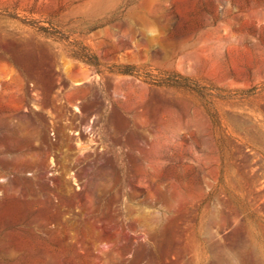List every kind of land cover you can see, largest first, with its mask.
<instances>
[{"label": "rangeland", "instance_id": "obj_1", "mask_svg": "<svg viewBox=\"0 0 264 264\" xmlns=\"http://www.w3.org/2000/svg\"><path fill=\"white\" fill-rule=\"evenodd\" d=\"M0 264H264V0H0Z\"/></svg>", "mask_w": 264, "mask_h": 264}, {"label": "trees", "instance_id": "obj_2", "mask_svg": "<svg viewBox=\"0 0 264 264\" xmlns=\"http://www.w3.org/2000/svg\"><path fill=\"white\" fill-rule=\"evenodd\" d=\"M39 32H41L42 34H44L45 36L47 37H54V38H57V39H60V40H66L64 39L63 37H59L58 35H56V33L52 32L48 27H39ZM72 56L74 58H77V59H81L85 62H87L88 64L90 65H93L95 66L96 68H98L100 66V63L97 59V57L95 55H90V54H79L77 52H73L72 53ZM121 74H125V75H132V76H135V77H138L140 76L133 67H128L125 71H120ZM152 82H155L153 81V79L151 80Z\"/></svg>", "mask_w": 264, "mask_h": 264}]
</instances>
